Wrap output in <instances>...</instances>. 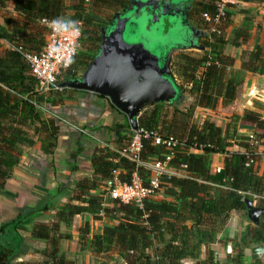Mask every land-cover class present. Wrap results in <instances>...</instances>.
<instances>
[{
  "label": "trees",
  "instance_id": "obj_1",
  "mask_svg": "<svg viewBox=\"0 0 264 264\" xmlns=\"http://www.w3.org/2000/svg\"><path fill=\"white\" fill-rule=\"evenodd\" d=\"M133 1L0 0V43L4 41L26 53L38 54L47 35L42 22L78 29L79 42L86 40L94 46V51L81 52L83 55L77 63L79 69L71 63L73 73L68 78L74 79L92 61L103 31L112 24L115 16L130 11ZM214 1H196L188 10L190 15L193 13L191 18L194 13L198 15L200 24L193 22L201 31V55H186L175 61L168 57L166 62L167 75L178 91L176 101L146 106L136 118L137 128L154 131L162 138L171 137L183 144L168 152L142 140L140 162L150 165L163 162L169 156L168 164L173 168L182 167L184 176H160L159 196L145 199L141 208L109 198L108 190L114 180L128 185L134 175L142 186H146L150 176V171L143 165L136 167L119 155L128 144L129 126L125 131L115 127V149L94 148L89 158L90 179H81L74 184L51 224H36L30 231L31 239L47 244V248L40 251L43 260L18 264H77L58 254L56 232L61 226L68 227L72 218L79 215H88L93 221L104 218L109 222L97 235H89L86 224L78 229V243L91 254L92 264H106L107 260L110 264H181L183 260L193 264H216L209 246L219 242L218 236L229 213H241L246 219L243 201H253L254 197L260 196L262 186L261 178L250 165L253 162L250 157L229 151L233 136L226 132L236 122L240 129L253 131L261 126L259 114L244 110L240 116H229L223 134L220 128L204 118L198 123L193 122L196 108L213 109L218 100L222 108L230 105L241 83L239 75L230 72L233 58L225 53L229 15L225 12L214 23L217 14ZM203 14L209 17V22L203 21ZM236 38L240 44L234 39V47L246 42L243 32ZM238 61L240 73H264V46L242 50ZM183 94L192 101L179 107ZM40 98L38 82L30 76L21 56L12 49H4L0 54V192L26 150L36 147L46 156L54 151L57 121L44 117L39 111ZM58 100H61L59 91H46L43 110L55 106ZM260 139L264 146V130ZM246 141L249 142L248 138ZM212 154L227 156L216 173H210L207 168L208 156ZM74 168L73 165L72 172ZM64 189H59L56 200L62 197ZM257 205L264 208L262 201ZM26 216H18L1 226L0 234L7 230L13 233ZM231 244L233 255H225L221 264H264V259L249 261L242 254L243 249L252 245H264V216L247 232L243 245ZM203 248L205 257L201 259ZM16 249L17 245H0V264H7Z\"/></svg>",
  "mask_w": 264,
  "mask_h": 264
},
{
  "label": "crops",
  "instance_id": "obj_2",
  "mask_svg": "<svg viewBox=\"0 0 264 264\" xmlns=\"http://www.w3.org/2000/svg\"><path fill=\"white\" fill-rule=\"evenodd\" d=\"M196 1L199 0H191L190 7ZM233 4H235L234 8L228 7L227 11L225 10L230 21V26L225 31L227 41L225 53L233 58L230 72L238 74L241 83L230 105L222 108L218 100L214 107L216 110L196 108L193 122L198 123L199 120L209 116V113L219 115L222 122L216 127L220 128L223 134L229 116H240L244 110L259 114L261 126L253 131L240 129L236 122L226 132L232 133L233 136L229 141L231 143L229 151L250 157L253 161L250 165L255 175L261 178L264 166V146L260 139L264 130V73L260 75L240 73L238 57L244 49L264 46V21L261 18L264 16V0H235ZM240 32L246 34V42L239 47H234L232 46L234 39L237 44H240L239 39L236 38ZM4 49L8 47L1 42L0 54ZM196 50L201 52L197 48ZM58 91L61 100L47 111L43 110L45 92H39L41 96L39 111L43 112L44 117L57 121L58 125L53 153L49 156L43 155L36 147L26 150L19 164L12 170L5 188L0 192V227L12 222L18 216L27 215L22 223L16 225L13 233L7 230L0 234L1 246L17 245V249L7 259V264L34 263L43 260L40 251L46 249L47 244L42 240L30 239V231L36 224L49 225L53 222L55 212L66 203L74 184L81 179H90L89 158L92 150L103 146L111 150L115 149L114 128L120 127L122 131H125L129 126L126 117L102 96L67 89ZM187 99L192 101L188 96ZM250 134L257 137L256 144L246 141ZM226 157L223 154L209 155L207 162L209 172L216 173L220 170ZM73 165L75 168L72 172ZM172 170L176 177H182L185 174L182 167H174ZM64 187L62 197L56 200L59 189ZM261 193L260 196L253 198L252 205L259 207L257 205L259 201H262L264 205L263 187ZM45 207L47 210H42ZM261 218L262 216L259 218V223ZM107 223L109 222L104 218L93 221L88 215L73 217L68 227L61 226L56 232L58 254L77 264H87L83 262L88 260L92 264L91 254L84 251L78 243V229L86 224L89 235H97ZM253 227L255 225L245 219L241 213L235 211L229 213L226 224L218 236L219 242L209 246L214 254V262L221 264L225 255H233L231 243L243 245L247 232ZM28 245L38 247L31 249ZM205 251L203 248L201 259L205 257ZM242 254L245 260L251 261L249 247L243 249ZM263 259L264 257L258 261ZM181 264H193V262L183 260Z\"/></svg>",
  "mask_w": 264,
  "mask_h": 264
},
{
  "label": "water",
  "instance_id": "obj_3",
  "mask_svg": "<svg viewBox=\"0 0 264 264\" xmlns=\"http://www.w3.org/2000/svg\"><path fill=\"white\" fill-rule=\"evenodd\" d=\"M156 4L155 0H135L129 16H115L112 24L103 31L96 53L81 75L58 83L56 89L106 98L126 117L131 129L136 128L137 115L144 107L176 101L178 91L167 75L165 58L147 51L140 43H128L123 39L131 17L143 10L152 11ZM192 40L197 42V38ZM187 44L191 46V43ZM195 48L200 49L199 46ZM243 202L246 219L258 225L259 218L264 216V208L252 205L249 200ZM262 257L263 244L249 247L251 261Z\"/></svg>",
  "mask_w": 264,
  "mask_h": 264
},
{
  "label": "built area",
  "instance_id": "obj_4",
  "mask_svg": "<svg viewBox=\"0 0 264 264\" xmlns=\"http://www.w3.org/2000/svg\"><path fill=\"white\" fill-rule=\"evenodd\" d=\"M217 3V14L213 18L214 23L220 20L226 6L228 4L233 5L234 1L218 0ZM202 18L204 22H209L207 15L203 14ZM42 23L47 29V35L45 36L44 46L38 54L26 53L19 47H13L4 41L1 42L8 49L16 51L21 56L27 65L30 76L38 82L39 92L58 91L56 85L70 79L68 76L73 73L71 63L79 47V31L78 29L65 27L60 23ZM48 87L51 88L49 89ZM247 138L250 143L256 144L257 140L254 139L252 134L248 135ZM142 140H148L152 145L161 146L168 152L183 145L171 137L162 138L154 131H146L137 127L131 129L129 127L128 144L119 152V155L133 163L136 167L143 165L150 171V176L146 186H142L134 175L128 185L114 180L112 187L108 190V196L121 204L134 205L137 208H141L142 202L145 199L159 196L158 179L160 176L173 175V173L169 174L166 171V168L173 169L168 164L169 156L163 162H156L150 165L140 162L139 154ZM261 186L264 188V166L262 169Z\"/></svg>",
  "mask_w": 264,
  "mask_h": 264
},
{
  "label": "rangeland",
  "instance_id": "obj_5",
  "mask_svg": "<svg viewBox=\"0 0 264 264\" xmlns=\"http://www.w3.org/2000/svg\"><path fill=\"white\" fill-rule=\"evenodd\" d=\"M189 3V0H158L157 4L153 6L152 11L147 9L139 12L136 15L134 14L126 26L125 32L123 34L124 41L128 43H140L147 51L153 54L161 55L165 59L167 56H169L172 58V60L174 59V61L180 60L186 55L191 57H199L201 52H198L196 48H193L194 45L192 39L195 37L191 34V30L186 24L185 18L183 16L189 6ZM177 4L182 5L178 6ZM217 4V0H215L213 5L215 6ZM169 5L179 7H174L178 11L175 9H169ZM233 5L235 6V4ZM233 5L228 4L226 7L234 8ZM108 13H105L104 16L108 17ZM130 13L131 9L130 11L122 13L120 16H129ZM224 13L225 12H223V14ZM263 17L264 16L261 18L264 21ZM85 36L88 37V35ZM86 42V40L83 43L79 42L77 56H75L72 62V65L76 69H79L77 68V63L80 62L83 55L81 52L88 53L90 51H94V46L87 44ZM187 43H191V46H187ZM190 102L191 101L187 99V95L183 94L178 105L179 107H182L184 104L187 105ZM208 115L209 116H206L204 119L210 121L215 126L221 125L222 120L219 115H212L211 113ZM166 171L167 173L172 174L173 170L172 168H166ZM37 247L38 246L36 245H28V248L31 249ZM83 263L91 264L89 260ZM106 264H110V261L107 260Z\"/></svg>",
  "mask_w": 264,
  "mask_h": 264
},
{
  "label": "flooded vegetation",
  "instance_id": "obj_6",
  "mask_svg": "<svg viewBox=\"0 0 264 264\" xmlns=\"http://www.w3.org/2000/svg\"><path fill=\"white\" fill-rule=\"evenodd\" d=\"M156 2L158 1V0H155ZM189 1H191V0H189ZM178 6H181L182 4H177ZM175 6H173V5H169L168 6V8L169 9H175V8H179V7H175ZM189 8H190V3H189V6H188V8H187V10H186V12H185V14L183 15L184 16V18H185V21H186V24L188 25V27L190 28V30H191V34L195 37V38H197V42H193V45H194V47H197V46H199V43L201 42V39H200V37H201V31L200 30H198L197 29V27H196V24L193 22V21H195L197 24L199 23L200 24V22H199V19H198V15H196L197 13H194V17L193 18H191V16H192V14L190 15V12L188 11L189 10ZM192 12V11H191ZM195 18V19H194ZM198 24V25H199ZM187 49V48H186ZM169 56H167L166 57V59L164 60V62L166 63V62H168V58Z\"/></svg>",
  "mask_w": 264,
  "mask_h": 264
}]
</instances>
